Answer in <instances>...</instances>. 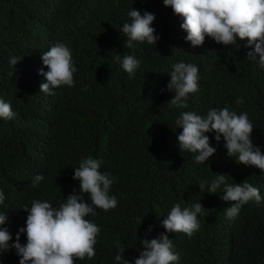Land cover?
Masks as SVG:
<instances>
[{"label": "trees", "instance_id": "1", "mask_svg": "<svg viewBox=\"0 0 264 264\" xmlns=\"http://www.w3.org/2000/svg\"><path fill=\"white\" fill-rule=\"evenodd\" d=\"M131 8L155 16L156 45L123 46L126 38L118 28ZM180 23L163 0H0V99L14 113L11 120L0 119V191L5 195L0 214L7 216L0 227L12 237L0 264H19L11 245L25 226L23 209L34 200L56 207L73 189L79 194L72 176L89 156L113 178L109 194L118 203L85 217L100 228L96 255L75 264H118V243L133 264L143 250L141 240L164 232L161 221L177 203L182 208L201 203L205 210L191 237L168 234L179 256L176 264H264V174L228 158L223 137L217 142L214 132L206 135L215 154L197 163L195 154L176 147L182 129L174 124L181 112L205 117L228 106L237 115L248 114L253 145L264 153V68L246 57L252 49L240 41L225 47L206 37L192 47ZM57 42L71 50L76 71L73 87L62 85L50 96L40 92L45 81L38 73L42 53ZM116 54L134 55L139 67L131 75L124 72ZM12 57L19 60L15 66L9 63ZM180 62L198 67V91L188 96L186 109H171L167 102L174 93L166 85ZM216 174L227 175L226 184L216 194L208 193L207 185L200 191V181L210 183ZM36 175L44 180L33 188ZM243 181L257 187L262 200L243 204L229 219L224 210L231 204L220 197L226 185ZM20 243H26L23 234Z\"/></svg>", "mask_w": 264, "mask_h": 264}, {"label": "clouds", "instance_id": "2", "mask_svg": "<svg viewBox=\"0 0 264 264\" xmlns=\"http://www.w3.org/2000/svg\"><path fill=\"white\" fill-rule=\"evenodd\" d=\"M163 5L182 19L179 27L186 33L185 41L190 42L192 47L201 46L206 37L225 47L240 41L245 48L252 49L246 53V57L257 60L258 66L264 68V0H163ZM127 16L128 20L118 28L120 35L126 38L123 46L134 49L137 43L145 41L156 45L159 37L154 35L155 29L151 27L155 16L149 12L142 15L134 8L129 10ZM41 60L43 67L38 74L44 77L45 82L40 84V92L51 96L55 94L54 89L62 85L74 86L73 74L76 69L73 67L71 50L65 43L57 42L42 53ZM114 60L130 75L140 64L131 54L123 57L116 54ZM18 62L15 57L9 60L12 66ZM44 68H47L46 72ZM198 72V67L192 63L173 65L166 85V90L174 93L167 102L171 109L188 107V96L198 91ZM241 103L242 98L237 100V104ZM13 118L11 105L0 99V119ZM174 124L182 129L176 137V147L179 151L195 154L197 163L207 162L215 154L216 148L210 146L206 135L214 132L217 142L223 137L228 158L235 156L236 164L256 168L264 174V153L253 145V125L247 113L237 115L228 106L209 110L205 117L184 111L177 116ZM99 168L100 161L91 156L82 159L72 176L74 181L79 182V194L73 189L72 194L56 207L47 201L34 200L30 209L27 206L23 209L27 213L25 226L18 230L11 245L19 257V264H75L77 260H91L96 255V237L100 228L85 217L94 216L96 209L105 212L114 209L118 203L117 198L109 194L113 178L108 173L102 174ZM226 176L216 174L210 183L201 180L199 190L203 191L207 185L208 193L216 194L220 186L226 184ZM43 180V175H36L31 187H37ZM223 193L221 200L231 204L224 210L229 219L239 213L243 204L250 200L260 204L262 200L259 189L247 181L228 184ZM4 200L5 195L0 191V205ZM204 210L201 203L184 208L179 203L175 204L161 221L164 232L158 238L148 239L146 236L141 240L143 250L133 264H176L179 256L173 252V242L168 234L183 233L191 237L199 229L197 217ZM6 219V214H0V226L5 224ZM151 230L149 227L147 231L150 233ZM21 234L26 239L24 244L20 243ZM11 239L8 230L0 227V253L8 251ZM117 247L119 252L115 255V261L129 264L123 256V245L118 243Z\"/></svg>", "mask_w": 264, "mask_h": 264}]
</instances>
